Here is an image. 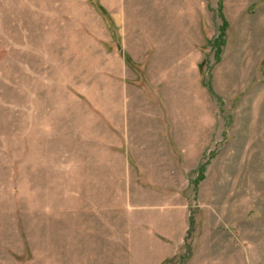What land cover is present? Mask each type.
I'll list each match as a JSON object with an SVG mask.
<instances>
[{"label":"rangeland","instance_id":"obj_1","mask_svg":"<svg viewBox=\"0 0 264 264\" xmlns=\"http://www.w3.org/2000/svg\"><path fill=\"white\" fill-rule=\"evenodd\" d=\"M160 259L264 264V0H0V264Z\"/></svg>","mask_w":264,"mask_h":264},{"label":"crops","instance_id":"obj_2","mask_svg":"<svg viewBox=\"0 0 264 264\" xmlns=\"http://www.w3.org/2000/svg\"><path fill=\"white\" fill-rule=\"evenodd\" d=\"M162 260H163V259H160L159 261H157L156 264H160L161 262H163ZM164 260H165V259H164Z\"/></svg>","mask_w":264,"mask_h":264},{"label":"trees","instance_id":"obj_3","mask_svg":"<svg viewBox=\"0 0 264 264\" xmlns=\"http://www.w3.org/2000/svg\"><path fill=\"white\" fill-rule=\"evenodd\" d=\"M224 28V27H223ZM225 29V28H224Z\"/></svg>","mask_w":264,"mask_h":264}]
</instances>
